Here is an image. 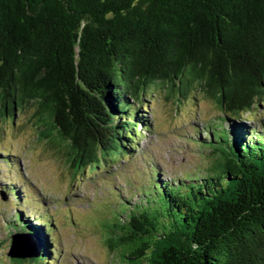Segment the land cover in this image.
<instances>
[{
    "label": "trees",
    "instance_id": "16d2710c",
    "mask_svg": "<svg viewBox=\"0 0 264 264\" xmlns=\"http://www.w3.org/2000/svg\"><path fill=\"white\" fill-rule=\"evenodd\" d=\"M159 84L215 99L222 133L198 144L216 145V159L206 176L174 183L140 168L151 192L122 197L127 212L105 223L111 254L264 264V132L242 118L264 101V0H0V119L33 107L71 167L93 172L134 153L151 127L141 98ZM42 220L18 212L2 226L0 264L51 263Z\"/></svg>",
    "mask_w": 264,
    "mask_h": 264
},
{
    "label": "rangeland",
    "instance_id": "374dc122",
    "mask_svg": "<svg viewBox=\"0 0 264 264\" xmlns=\"http://www.w3.org/2000/svg\"><path fill=\"white\" fill-rule=\"evenodd\" d=\"M141 100L151 127L141 129L135 152L93 172L71 167L65 149L42 136L33 107L0 119V255L9 245L3 227L19 212L31 222L43 217L48 224L50 264H128L117 252L111 254L105 223L112 225L127 212L122 197L135 201L151 192V184L143 187L140 168H156L161 179L173 183L185 175L206 176L217 146L198 143H206L211 131L219 140L224 118L215 99L197 87L182 94L159 84ZM242 118L246 126L264 132V101Z\"/></svg>",
    "mask_w": 264,
    "mask_h": 264
},
{
    "label": "water",
    "instance_id": "95a60500",
    "mask_svg": "<svg viewBox=\"0 0 264 264\" xmlns=\"http://www.w3.org/2000/svg\"><path fill=\"white\" fill-rule=\"evenodd\" d=\"M16 237H17V236H16ZM15 240H16V239H15V237H14V238H13V241H14V242H17V241H15ZM14 242H12L11 252H13V251H14V248L16 247V244H14ZM13 244H14V245H13ZM9 254H10V253H9ZM16 257H19V258L22 257V258H23V256H20V255H19V256H16Z\"/></svg>",
    "mask_w": 264,
    "mask_h": 264
}]
</instances>
